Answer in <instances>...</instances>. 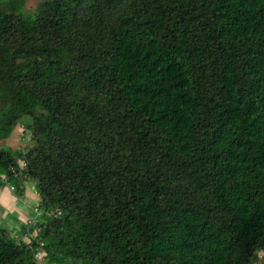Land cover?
Returning <instances> with one entry per match:
<instances>
[{"label":"trees","instance_id":"obj_1","mask_svg":"<svg viewBox=\"0 0 264 264\" xmlns=\"http://www.w3.org/2000/svg\"><path fill=\"white\" fill-rule=\"evenodd\" d=\"M26 1L0 0V143L31 134L0 190L39 200L0 264H264V0Z\"/></svg>","mask_w":264,"mask_h":264},{"label":"rangeland","instance_id":"obj_2","mask_svg":"<svg viewBox=\"0 0 264 264\" xmlns=\"http://www.w3.org/2000/svg\"><path fill=\"white\" fill-rule=\"evenodd\" d=\"M40 1L41 0H27L26 9L34 10ZM26 118L27 117H24L23 119ZM28 121L30 120L26 119L24 120V122L19 124L14 129L12 135L8 139L0 143V146L10 147L12 149H27L31 147V134L24 127V124H26ZM33 185V181L28 182L26 186L27 189L22 195H17L12 188H9L11 194L6 193L5 195L8 200L6 209H4V205L0 204V226L6 227L7 229H11V226L18 224V227L20 228L22 224L30 222L31 219L37 218L36 207L38 205L39 196L35 192V190L32 189ZM4 188H2L1 190H3ZM3 195L4 194H2V196ZM11 197H13V199L15 198V200L13 201ZM16 203H18V205ZM17 207L21 208V210ZM15 231H17V228H15ZM15 231L14 234L16 233ZM35 234L36 233H34L33 235Z\"/></svg>","mask_w":264,"mask_h":264},{"label":"crops","instance_id":"obj_3","mask_svg":"<svg viewBox=\"0 0 264 264\" xmlns=\"http://www.w3.org/2000/svg\"><path fill=\"white\" fill-rule=\"evenodd\" d=\"M26 186H27V184H26ZM9 188L10 187H5L3 190H1V192H0V204H2V205H4V209H6V205H7V197H5V195H6V193H8V194H11V191L9 190ZM26 189H27V187H26ZM32 189H34L35 190V185H33L32 186ZM27 192H28V190H27ZM36 192V191H35ZM2 194H4L3 196H2ZM10 196V195H9ZM12 198V200L14 201L15 200V198L13 199V197H11ZM17 205H18V203H16ZM18 208V207H17ZM18 209H20L21 210V208H18ZM5 211V210H4ZM15 228H18V224H15L14 226H11V229L10 230H12V229H15ZM24 240L25 241H29V238L28 237H24Z\"/></svg>","mask_w":264,"mask_h":264},{"label":"built area","instance_id":"obj_4","mask_svg":"<svg viewBox=\"0 0 264 264\" xmlns=\"http://www.w3.org/2000/svg\"><path fill=\"white\" fill-rule=\"evenodd\" d=\"M38 257H40V258H41V257H42V254H41V253H40V254H38Z\"/></svg>","mask_w":264,"mask_h":264}]
</instances>
